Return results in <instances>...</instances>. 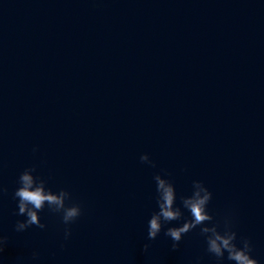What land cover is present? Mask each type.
I'll return each mask as SVG.
<instances>
[{
  "label": "water",
  "instance_id": "obj_1",
  "mask_svg": "<svg viewBox=\"0 0 264 264\" xmlns=\"http://www.w3.org/2000/svg\"><path fill=\"white\" fill-rule=\"evenodd\" d=\"M31 167L82 206L69 238L47 207L15 231ZM157 174L164 231L202 181L264 264V0H0V264H217L199 227L148 239Z\"/></svg>",
  "mask_w": 264,
  "mask_h": 264
},
{
  "label": "clouds",
  "instance_id": "obj_2",
  "mask_svg": "<svg viewBox=\"0 0 264 264\" xmlns=\"http://www.w3.org/2000/svg\"><path fill=\"white\" fill-rule=\"evenodd\" d=\"M141 162L147 163L153 167L155 164L151 161L148 154L140 157ZM35 167L25 169L18 178L19 187L15 190L13 198L18 201V211L16 215L26 217L25 220L17 221L15 225L16 232H24L33 225L40 229H45L47 225L42 223L40 213L45 207L52 214H60L62 223L66 225L65 239L71 236L70 225L75 223L83 214V208L79 203H69L72 200V194L61 189L53 192L47 187V181L37 175H34ZM157 191L158 211L153 213L148 222V239L155 240L159 234L164 231V226L173 221L183 219L184 212L176 206L177 192L175 185L162 175L154 176ZM6 192L7 189H0ZM212 192L202 181H193L192 194L181 197L183 209H186L191 219L185 221L181 226L168 227L164 234L171 238L172 250L179 248V243L184 235L199 227L200 234L205 238L206 251L213 255L217 264H223L225 254L226 259L233 264H259V261L252 256L253 245L250 239L241 238L240 245L237 243L238 233L233 230V220L226 216L221 223L209 212L208 205L212 200ZM9 243V238L0 234V258ZM150 244L143 245V251L148 252ZM38 252H34L32 258L37 259Z\"/></svg>",
  "mask_w": 264,
  "mask_h": 264
}]
</instances>
